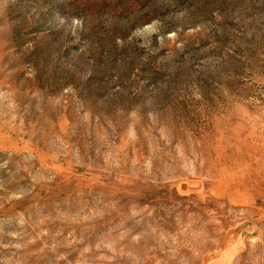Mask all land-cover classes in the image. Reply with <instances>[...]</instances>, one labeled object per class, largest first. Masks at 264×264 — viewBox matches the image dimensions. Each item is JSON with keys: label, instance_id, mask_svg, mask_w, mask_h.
<instances>
[{"label": "rangeland", "instance_id": "374dc122", "mask_svg": "<svg viewBox=\"0 0 264 264\" xmlns=\"http://www.w3.org/2000/svg\"><path fill=\"white\" fill-rule=\"evenodd\" d=\"M0 264H264V0H0Z\"/></svg>", "mask_w": 264, "mask_h": 264}]
</instances>
